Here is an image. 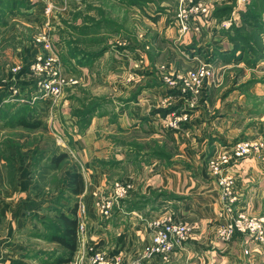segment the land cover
<instances>
[{
  "label": "crops",
  "instance_id": "obj_1",
  "mask_svg": "<svg viewBox=\"0 0 264 264\" xmlns=\"http://www.w3.org/2000/svg\"><path fill=\"white\" fill-rule=\"evenodd\" d=\"M6 5L12 7L13 0H0V37L9 36L10 32L2 29V26L7 24V16L15 10L14 5L10 9ZM3 12L6 14L4 17ZM234 18L240 17L235 15ZM201 20L207 19L202 17ZM174 25L172 32L176 36L179 31L175 22ZM210 31L204 32V35L191 31L185 33L191 50L198 48V52L212 53L216 48L227 51L229 56L235 44L227 36L217 34V31L210 35ZM4 48L5 45L0 44V56ZM191 56L194 57L192 53ZM19 57L5 65L0 58L1 71L21 61ZM238 61L232 58L225 64L226 59L220 58L218 68L227 67L233 71L236 66H241V63H236ZM3 76L13 78L8 70ZM2 81L0 93L5 91L1 87L11 90V86H14L18 90L15 95L22 99L23 104L28 103L29 93L26 91L27 84L30 87L29 79L18 80L24 83L19 88L17 83ZM137 83L134 81L135 86ZM148 88L136 93L130 104L122 109L119 123L109 121L108 116H94L87 130L73 139L86 182L79 198L81 204L87 207V229L82 240L79 238L78 249L71 260L88 254L89 246L95 245L109 253H123L126 264H264V244L251 241L242 233H236L229 241L219 238L217 229L225 221L219 216L224 210V201L220 175L210 165L211 159L221 161L220 174H229L234 178V194L237 197L233 204L235 212L264 215V85L258 84L240 92L207 93L201 107L203 113L193 114L199 116L202 122L194 120L175 133L178 135L173 140L172 148H179L182 154L167 153L161 158L155 146L149 159L136 156L134 149L140 148L138 144L132 146L134 142L125 140L117 129L121 125L124 128L127 126L124 125L126 118L135 119L150 108L157 107L160 97L149 92ZM143 93L147 97H143ZM1 98L0 107L5 103V98ZM257 104L260 107L263 105L259 111L256 110ZM210 105L213 110L216 109L214 117L208 112ZM213 110L210 109L211 113ZM156 114L150 116L155 123L151 125V130L160 132L159 135L166 138L168 129L162 127L161 119L157 120ZM0 124L5 131L0 137V219L5 222L3 228L6 229L4 233L0 229V264H58L54 258L61 247L41 233L28 231L35 224H43L41 218H44L46 210L41 201L43 197H38L40 193H34L30 158L13 155L16 141L26 142L25 136L13 134L22 128L3 122ZM139 127L140 123L133 125V129ZM103 132L113 134L110 139L105 136L97 138ZM242 141L262 145L258 151L238 158L233 151ZM26 149L23 146V150ZM224 155L229 157L227 162L222 161ZM9 158L16 172L9 170ZM117 180L129 182L131 189L122 200L121 207H115L111 217H103L95 205L96 195L110 194ZM164 218L187 223L191 227L189 238L171 255L169 261H164L160 256L140 258L144 246L152 237L151 222ZM28 234L30 237L26 236ZM42 242L48 245H40ZM246 248H249L248 253L244 251Z\"/></svg>",
  "mask_w": 264,
  "mask_h": 264
},
{
  "label": "rangeland",
  "instance_id": "obj_2",
  "mask_svg": "<svg viewBox=\"0 0 264 264\" xmlns=\"http://www.w3.org/2000/svg\"><path fill=\"white\" fill-rule=\"evenodd\" d=\"M46 2L51 3V10L48 13ZM212 2L215 7L211 8L209 17H203L207 20L203 21L201 31L198 33L204 35V32L211 30L210 35L217 31V34L227 36L223 27L233 28L234 33L239 28L243 34L250 36L252 44L256 42L255 46L261 50L259 52L261 57L255 64H250L246 58L252 57L253 53H249L251 56L245 55L243 60L236 62L241 63V66H236L233 71L231 68L219 67L216 69L215 83L207 86L198 99L192 101V95L185 90V79L188 71L200 63L198 58L202 61L206 58L199 56L198 48L190 51L189 42L185 39V34L180 35L179 27L178 35L174 36L172 28L175 27L177 0H13L15 10L14 12L11 10V14L7 16V24L2 26V29L10 34L7 37H0V44L5 45L0 58L3 65L14 62L15 57L19 56L22 62L17 61L3 71L0 69V84L3 85L2 80H6L5 82L9 84L17 83L19 88L24 83L18 80L29 79L30 87L27 84L26 93H29L30 99L27 104L33 120L39 121L42 126L38 132L32 133V137L38 135L39 141L28 151L32 153L37 147L40 149L47 147L50 151L52 147L58 146L57 154L63 150L68 155V158L55 164L44 152L41 153L44 159L30 167L34 193H40L38 197L44 199L41 201L46 210L44 211L46 221H55L53 217L55 211L52 207L60 204L52 201L54 197L59 195L61 203L71 200L68 198L71 192L67 190V185L64 184L63 190L58 191L55 185L59 184L54 178H59L61 174L66 178L72 162L78 161L81 164L73 147V139L87 130L94 116H108L109 121L119 123L122 109L130 104L136 93L149 87V92H154L160 97L157 107L134 117L137 119L136 122L132 117L126 118L124 125L127 126L125 128L119 126L118 133L124 135L125 140L133 141L132 146L138 144L140 148L134 149L137 152L136 156L149 159L155 146V150L158 149L165 155L182 154L179 148H172L173 140H176L175 137L178 135L175 133L194 120L202 122L199 116L193 114L199 115V112H202V103L207 93L213 95L223 91L230 93L233 90L240 92L258 84L264 85L262 83L264 0H212ZM6 6L12 8L11 5ZM215 9L217 17L213 14ZM222 9L229 11L230 17H223L225 12ZM5 15L3 12L2 16ZM235 15L240 18H234ZM208 18L210 23H207ZM252 20L255 21L252 23ZM241 50L238 48L236 54L241 53ZM192 51L197 53L194 57L191 56ZM209 55L211 56L209 59L214 57L213 52ZM39 60H53L51 67L61 71L63 86L59 96L42 98L36 76L26 77L11 72V68L16 65L25 66ZM227 63L229 59H226L225 64ZM7 70L12 74V79L3 76ZM4 77L5 79H2ZM134 81L138 82L136 86ZM1 88L5 89L3 94L0 93V98H5L3 104L5 109L18 108L20 104L22 105V99L14 94V86H11V90L4 86ZM142 96L147 97L144 93ZM13 102L15 104H12ZM6 103L8 104L5 105ZM94 104L97 107L96 112L86 125L84 124L87 120L86 112ZM211 105L208 112L214 117L217 112ZM174 107L176 109L166 115L159 112ZM262 107L263 105L260 107L257 104L256 110L259 111ZM210 109L213 110L212 113ZM185 113L187 115H184ZM128 114L130 115L129 111ZM155 114L157 120L161 119L162 127L168 129L166 138L161 137L160 132L151 130V125L155 123L150 116ZM169 117L174 119L180 117V124L170 125L169 122L173 120L168 119ZM79 119H83L82 125L78 124ZM136 123H140V127L133 129ZM120 129L125 132L119 131ZM3 133L5 131L0 126V137ZM107 133L109 132L98 134L97 138L105 136L110 139L113 133ZM149 137H156L155 139L164 141L167 145L164 142L159 143L158 140L156 145L155 139ZM51 155L49 152L50 158ZM162 157L164 156L161 154ZM98 163L103 165L102 161ZM45 167H48L47 170ZM81 169L83 171L82 164ZM77 201L80 205V198ZM3 226L5 222L0 219V229L4 233L6 229ZM38 226L41 230L37 228ZM44 226L38 223L29 227L28 231L44 236ZM26 236L30 237L29 234ZM45 243L42 242L40 245Z\"/></svg>",
  "mask_w": 264,
  "mask_h": 264
},
{
  "label": "built area",
  "instance_id": "obj_3",
  "mask_svg": "<svg viewBox=\"0 0 264 264\" xmlns=\"http://www.w3.org/2000/svg\"><path fill=\"white\" fill-rule=\"evenodd\" d=\"M176 10V25L179 27L180 34H185L189 31L198 33L201 31L205 17L211 13L213 3L211 0H177ZM51 3L46 2V12L51 10ZM212 8V9H211ZM195 56V55H194ZM200 57L205 58L202 54ZM200 61L195 68L188 71L185 79V90L192 95V101L198 99L202 91L212 83H215V75L218 69L220 58L215 56L211 59L206 58ZM54 61H38L36 63L25 66L16 65L11 68V72L25 74L28 76H36L40 87V97L47 99L49 96H59L62 92L63 80L61 71L58 68H52L51 64ZM18 90L14 89V94ZM29 97V95H28ZM30 99V97H29ZM29 99L27 102H29ZM175 115V114H172ZM184 115H187L186 113ZM183 115V116H184ZM169 124L173 126L179 125L180 117L174 119L169 117ZM257 143L239 142L235 146L233 155L242 157L244 155L254 153L259 150ZM229 157L224 155L223 162H227ZM221 161L216 159L210 160V165L217 174H219V184L222 189V198L224 201V210L219 214L225 221L217 229L220 239L229 241L236 233H242L250 238L255 243L264 244V215L249 214L245 211L235 212L233 204L236 201L234 194V178L229 174H220ZM131 185L129 182L117 180L113 183V189L110 194L98 193L96 195L95 205L99 214L103 217H111L115 207H121L122 200L128 195ZM79 223L78 232L79 238L85 235L87 229L86 212L87 207L83 204L79 205ZM153 227L152 237L148 244L144 246V251L140 258H150L160 256L164 261H169L171 255L189 238L191 227L183 222L176 221L171 218L156 219L150 224ZM88 254H81L75 260H71L69 264H126L124 254L121 252L109 253L98 249L95 245L89 246ZM245 253L249 252L246 248Z\"/></svg>",
  "mask_w": 264,
  "mask_h": 264
},
{
  "label": "trees",
  "instance_id": "obj_4",
  "mask_svg": "<svg viewBox=\"0 0 264 264\" xmlns=\"http://www.w3.org/2000/svg\"><path fill=\"white\" fill-rule=\"evenodd\" d=\"M15 6V5H14ZM223 17H230L228 15L229 11L222 9ZM214 17H217V9L213 12ZM217 16H216V15ZM255 20H252V23ZM250 22V21H249ZM257 25L259 23L257 22ZM233 28H224V33L227 35L229 40H231L235 46L231 54L227 56V51H223L220 49H214L212 52L214 55H217L221 59H232L235 58L237 60H243L245 58V55H249V53H253L252 57L246 58V61L250 64H255L257 60L260 59L261 50H258L255 46V43L252 44L250 42V36H246L243 34L240 29H237V32L235 30H232ZM238 48H241V53L236 54V50ZM191 50V48H189ZM195 50V49H194ZM250 51V52H248ZM102 54V53H100ZM193 55H196L194 51H192ZM198 54H202L205 58H210V53L206 52H199ZM258 57V58H257ZM245 60V59H244ZM6 103L5 105H7ZM12 104H15L14 102ZM25 104V105H24ZM20 104V107L18 108H7L3 107V105L0 107V120L3 121L5 125L13 126L17 128H22V130H17L13 134L19 135V136H25V143H20L16 141V147H14V153L16 157L22 156V157H28L30 158L31 164L30 167L33 166V163H39V161H42L44 158L42 157L41 153L46 152L47 158L50 159V161H53L55 164L61 162L62 160L68 158V155L65 151L61 150L56 153L58 146L55 148L52 147V149L49 151V148L45 147L43 149H40L39 147L34 149V152L31 153V151H28V147L33 144H36L39 141L38 135H35L32 137V133L38 132V130L41 129V123L39 121H35L32 118V113L29 105L27 103ZM177 106V105H176ZM96 105H92L91 108L87 110V117L86 122L84 124L88 125L91 121V117L96 112ZM176 108H170V109H162L159 112L162 115H166L169 112L174 111ZM177 111V110H176ZM83 113H81L82 115ZM86 116V114H84ZM83 120V119H82ZM81 119L78 120V124L82 125L83 121ZM46 128V127H45ZM43 130V129H42ZM47 130V129H45ZM41 136V135H40ZM7 140H14L13 138H7ZM23 146H26L27 149L24 151ZM31 148V147H30ZM54 148V149H53ZM49 152H51V158L49 157ZM156 152L159 156L161 154L164 156L165 154L160 152L158 149H156ZM2 153V150H1ZM12 155V153H10ZM74 161V160H73ZM8 166L11 168L9 169L11 172H16V170L12 167V160L9 158ZM46 170L48 167H45ZM69 175L65 178L64 174H61L59 178H54L55 182H58V185H55V188H58V191L61 189L63 190L64 184L67 185V190L71 192L70 202H60V197H54L52 201L59 203L60 205H53V210L55 211V215L53 216L55 218V221H46L45 218H41L43 224L45 225V237L49 239L52 242L57 243L59 247H61V251L56 253V256L54 258V261L58 264H67L70 262V260L73 258V255L75 251L78 249L79 245V232H78V223L80 220L79 217V196L82 194L85 190V178L81 169V164L78 161L72 162V167L69 168ZM34 185V183H33ZM50 193V191H47ZM66 198V197H65ZM77 198V199H76ZM63 199V198H62ZM65 201V200H64ZM50 210V209H49ZM53 211V212H54Z\"/></svg>",
  "mask_w": 264,
  "mask_h": 264
}]
</instances>
